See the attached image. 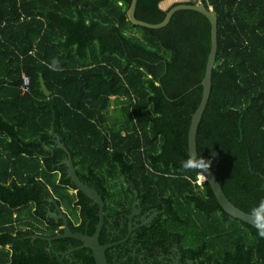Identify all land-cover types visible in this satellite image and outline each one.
Masks as SVG:
<instances>
[{"label": "trees", "instance_id": "1", "mask_svg": "<svg viewBox=\"0 0 264 264\" xmlns=\"http://www.w3.org/2000/svg\"><path fill=\"white\" fill-rule=\"evenodd\" d=\"M130 1L0 0V264H95L85 247L72 261L55 255L79 246L74 238L52 240V254L47 241L30 238L62 231L47 218L48 197L66 209L72 231L91 234L98 221L97 205L66 176L57 136L79 179L102 197L101 244L125 235V224L122 234H104L107 217L126 209L135 189L144 209L162 210L135 239L149 255L175 242L200 263L264 264V237L181 168L208 18L180 9L147 28L129 21ZM161 1L137 0L135 17L162 21ZM198 1L217 17V50L196 151L212 161L228 200L250 213L264 199V0L183 3Z\"/></svg>", "mask_w": 264, "mask_h": 264}, {"label": "water", "instance_id": "2", "mask_svg": "<svg viewBox=\"0 0 264 264\" xmlns=\"http://www.w3.org/2000/svg\"><path fill=\"white\" fill-rule=\"evenodd\" d=\"M136 2L137 0H131L130 5L127 10V17L132 24L144 26L147 28H161L169 22L173 13L180 9L196 10L204 14L210 22L209 54H208V58H207L206 66H205L204 76L199 83L202 87L201 98H200L199 104L197 105V107L195 108L194 112L191 115L189 128H188V134H187L188 156L190 154L198 156L197 151H196V132H197V128H198L202 113L205 109L207 100L209 98L210 89H211V75H212V69H213L214 62H215L216 50H217V17L213 11H211L210 9H207L204 6V4H202L200 1H198L195 4H186V3L181 2L176 5L169 6L167 9H163L159 6L161 9L166 10L165 17L163 18L162 21L158 23H148V22L139 20L135 17L134 12H135V7H136ZM40 84L42 86L44 94L48 96L50 94V91L46 89L41 79H40ZM54 140L56 143V147L62 149L66 154L64 159L61 162L62 164L66 166V169H65L66 176L74 184L77 190L84 193L92 201L93 204L97 205L98 221L96 223L94 231L91 234L82 233V232H73L69 228V225L67 222V216L65 215V213L61 210V208L59 207V205L53 198H49L48 200L54 203L56 207L55 211L49 210V216L54 218L56 221L57 220L61 221L62 232H57L52 236L34 234L31 236V238L32 239L39 238L47 242H51L52 240L62 238V237L74 238L80 241L81 244L76 247L68 248L64 253H60L61 255L63 254V256L65 255L67 258H69V254L72 251L77 250L81 247H85V248L90 249L91 255L94 259L95 264H107L105 250L108 247H111L117 244V242H111V243H105V244H101L99 242L98 237H99V233L101 231V228L104 222V216H103L104 202L102 200V197L94 187L84 183L83 181L79 179L78 175L76 174L70 152L65 147V145L60 141V138L58 136ZM205 175H209V174L205 173ZM205 181L209 184L217 200V203L227 214L243 222H246L249 225L256 228L252 223L250 213L241 210L240 208H238L237 206H235L233 203H231L228 200V198L226 197V195L224 194L222 190L220 183L218 182L217 178L215 177L214 173L211 170H210L209 180H205ZM156 213L157 212H154L152 216L156 215Z\"/></svg>", "mask_w": 264, "mask_h": 264}, {"label": "flooded vegetation", "instance_id": "3", "mask_svg": "<svg viewBox=\"0 0 264 264\" xmlns=\"http://www.w3.org/2000/svg\"><path fill=\"white\" fill-rule=\"evenodd\" d=\"M63 159L64 158L61 159V162ZM117 189L120 190L119 186L117 187ZM132 192H133L131 194L132 200L130 204H128L127 202V204L125 205L126 209L121 210L119 213L117 212L115 216H113L112 218L107 217L108 224L106 225V230L104 231V234L108 233V236L110 238L122 234L123 232H121V228L124 227V224L126 225L125 235L122 234L121 238L112 241V242H117V244L111 246L114 248V246L123 244L122 248H114L109 250L108 253L110 255H106L107 249L109 247L105 250L107 264H152L154 260L153 255H155L156 258L162 262V264H205L204 262L200 263L197 260V258L190 257L188 255V252L182 251L178 247V244L175 242L171 243L166 250H162L161 247H156L155 253L153 255H149L144 249L140 248V245L138 244V242H135V239L139 237V232H141V226L150 223L158 213L162 212V210L155 208L144 209L140 204V200L138 198V192L135 189H133ZM49 198H53V197H48L47 200ZM48 202L50 201L48 200ZM92 204L93 203H90V206ZM50 205H52V207ZM59 207L65 213V215L67 216V222H69L70 216L68 212L64 207H61L60 205ZM118 209L121 208L118 206ZM45 210L47 211L46 212L47 218L52 219V221L55 223H61L60 220L56 221L54 218L49 216V210L51 211L56 210L54 203L50 202V204H46ZM154 212L157 213L156 215L152 216ZM103 216H104V209H103ZM61 226L62 223L59 225L60 229H62ZM73 232H78V231H73ZM31 240L33 241L35 239L31 238ZM48 243H49L48 247L46 248L47 252L52 254V252L50 251V248L52 246L51 242ZM107 243H111V242H107ZM65 251L62 252L57 251L55 255L61 256V258L65 257L66 259H69V261H72V259L70 258V254H69V258H67L65 255L63 256V254L62 255L60 254V253H64Z\"/></svg>", "mask_w": 264, "mask_h": 264}, {"label": "clouds", "instance_id": "4", "mask_svg": "<svg viewBox=\"0 0 264 264\" xmlns=\"http://www.w3.org/2000/svg\"><path fill=\"white\" fill-rule=\"evenodd\" d=\"M211 167V160L192 154L189 155L187 160L181 162V168L186 174L196 173L195 183L197 184L209 180ZM205 173L209 175H205ZM250 217L253 225L257 228L258 235L264 237V199L251 209Z\"/></svg>", "mask_w": 264, "mask_h": 264}, {"label": "rangeland", "instance_id": "5", "mask_svg": "<svg viewBox=\"0 0 264 264\" xmlns=\"http://www.w3.org/2000/svg\"><path fill=\"white\" fill-rule=\"evenodd\" d=\"M186 0H162L160 3H159V6L163 9H167L169 6H171L173 3H176V2H184ZM113 109V105L111 106L110 108V111Z\"/></svg>", "mask_w": 264, "mask_h": 264}, {"label": "built area", "instance_id": "6", "mask_svg": "<svg viewBox=\"0 0 264 264\" xmlns=\"http://www.w3.org/2000/svg\"><path fill=\"white\" fill-rule=\"evenodd\" d=\"M28 85H29V79H28V77L26 75L23 74L22 75V83L20 85V88H21L22 93H24L25 91H27Z\"/></svg>", "mask_w": 264, "mask_h": 264}]
</instances>
